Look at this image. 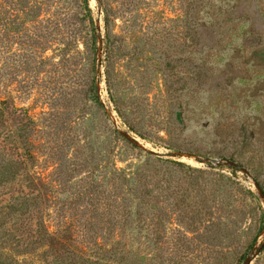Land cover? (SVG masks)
<instances>
[{
  "label": "rangeland",
  "instance_id": "1",
  "mask_svg": "<svg viewBox=\"0 0 264 264\" xmlns=\"http://www.w3.org/2000/svg\"><path fill=\"white\" fill-rule=\"evenodd\" d=\"M6 1L0 99L35 122L59 207L88 181L101 196L118 188L102 165L111 147L133 264H242L252 251L249 264H264V69L220 71L224 38L264 42V0L220 8L234 11L233 30L210 59L188 47L184 0ZM81 157L87 167L70 174Z\"/></svg>",
  "mask_w": 264,
  "mask_h": 264
},
{
  "label": "trees",
  "instance_id": "2",
  "mask_svg": "<svg viewBox=\"0 0 264 264\" xmlns=\"http://www.w3.org/2000/svg\"><path fill=\"white\" fill-rule=\"evenodd\" d=\"M6 2L0 0V7ZM184 2L188 47L198 51L201 58L210 59L219 51L218 40L226 35H220V31L230 33L233 30L230 26L233 18L230 17L234 11L230 9L220 13V8L230 4L244 6L250 0ZM248 22L252 24L249 16ZM243 23H238L234 30ZM240 39L239 46L233 45L231 36L220 44L224 49L222 58L225 62L220 71L226 75L247 71L248 68L244 69L242 65L263 71L264 42L249 48L245 46L244 35ZM203 71L207 75L210 70L205 68ZM215 90L210 86L203 89L209 94ZM252 127L260 130L257 126ZM37 133L38 128L26 110L13 108L8 98L0 99V264H133L134 239L124 234L131 226L126 218L127 193L122 190L127 177L115 166L114 149H108L102 165L109 168L107 182L119 184L118 188L112 191L103 189L101 196L102 186H98V181H88L83 189L78 190L74 198L76 203L59 207L58 187L47 181L46 175L38 170L41 143ZM81 158L73 163L70 174L77 166L87 167L84 157ZM139 176L142 177L143 173ZM148 192L144 187L142 194L148 196ZM261 192L264 196L262 188ZM79 200L84 203V209L76 216L71 210L76 209L74 204ZM115 200L123 202L119 217L112 210L116 207ZM101 203L104 208L100 210ZM114 228L116 234L112 233ZM23 255L29 257L25 259ZM37 255L40 258H36Z\"/></svg>",
  "mask_w": 264,
  "mask_h": 264
},
{
  "label": "water",
  "instance_id": "3",
  "mask_svg": "<svg viewBox=\"0 0 264 264\" xmlns=\"http://www.w3.org/2000/svg\"><path fill=\"white\" fill-rule=\"evenodd\" d=\"M229 164L233 165L234 162L228 161ZM255 254V251H252L250 255L246 256L242 264H249V261L251 259V256Z\"/></svg>",
  "mask_w": 264,
  "mask_h": 264
}]
</instances>
